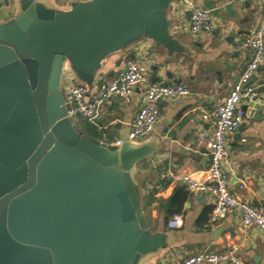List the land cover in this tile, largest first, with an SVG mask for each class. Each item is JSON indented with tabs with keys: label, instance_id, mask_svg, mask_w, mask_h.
<instances>
[{
	"label": "water",
	"instance_id": "water-1",
	"mask_svg": "<svg viewBox=\"0 0 264 264\" xmlns=\"http://www.w3.org/2000/svg\"><path fill=\"white\" fill-rule=\"evenodd\" d=\"M18 1L0 21V264H136L167 244L143 215L140 157L125 142L88 139L62 79L69 66L91 87L106 57L141 38L183 53L167 16L176 0H87L69 11Z\"/></svg>",
	"mask_w": 264,
	"mask_h": 264
},
{
	"label": "crops",
	"instance_id": "crops-1",
	"mask_svg": "<svg viewBox=\"0 0 264 264\" xmlns=\"http://www.w3.org/2000/svg\"><path fill=\"white\" fill-rule=\"evenodd\" d=\"M37 1L57 11H69L75 3L72 0ZM193 6L211 11L212 32L193 35L184 29ZM19 9L18 0H8L0 8V21L12 18ZM167 16L173 22L174 38L185 48L183 53L172 54L153 40L141 38L106 57L92 77L91 87L77 72L66 67L63 90L71 85H86L87 100H91L97 84L123 72L128 60L147 66L149 84L176 82L190 90L188 96L160 104V118L153 131L143 138L129 140L128 135L141 105L144 84L135 87L129 102L105 101L95 117L87 120L93 127L91 141L117 147L115 142L122 140L140 157L132 177L143 215L150 232L165 236L167 244L157 253L141 257L136 264H181L187 257L203 251L220 252L231 247L237 248L236 256L242 264H264V234L255 227L244 230L240 215L235 212L224 220L213 221L211 201L204 194L188 191L180 213L183 222L178 229H169L165 203L183 185L177 179L166 182L159 179L163 171L174 176L189 173L201 179L208 168L209 149L199 136L210 135L211 124L207 118L239 81L250 60L249 51L240 45L258 26L260 6L240 0H176ZM251 83L259 93L256 100L260 106L258 110L248 107L243 126L227 137L225 170L230 178L231 194L264 211V59L253 72ZM253 113L258 117H253ZM239 186L243 189L239 190Z\"/></svg>",
	"mask_w": 264,
	"mask_h": 264
},
{
	"label": "built area",
	"instance_id": "built-area-1",
	"mask_svg": "<svg viewBox=\"0 0 264 264\" xmlns=\"http://www.w3.org/2000/svg\"><path fill=\"white\" fill-rule=\"evenodd\" d=\"M8 0H0L4 5ZM75 3L85 0H72ZM257 3L260 6V22L252 33L242 42L241 49L250 53L244 72L239 81L229 90L226 98L217 109L207 118L211 124L209 136L200 135L199 140L206 143L209 149V166L203 172L201 179L193 174L174 176L169 172H161L159 179L166 182L177 179L187 191L208 196L212 205L211 218L213 221L224 220L226 216L235 212L240 215L244 230L257 228L264 234V211L253 207L230 192L229 175L225 170L227 137L237 132L245 123L247 113L242 106L255 101L259 93L251 83L253 72L262 64L264 59V0H240ZM213 20L211 11L200 6L190 9V18L184 28L195 35L200 32H212ZM148 68L134 60L126 62L125 70L115 78L100 81L91 100H87L86 85H71L63 90V98L68 115L74 120L82 117L91 120L97 114L100 105L110 99L129 102L135 87L144 84L141 105L136 111L130 126L129 140H136L148 136L160 118V104L168 99L188 96L190 90L179 83H147ZM122 140L115 142L116 146ZM243 186H239L242 190ZM183 222L181 214H174L167 222L171 230L178 229ZM237 248L231 247L226 251L201 253L187 257L181 264H242L236 256Z\"/></svg>",
	"mask_w": 264,
	"mask_h": 264
},
{
	"label": "trees",
	"instance_id": "trees-1",
	"mask_svg": "<svg viewBox=\"0 0 264 264\" xmlns=\"http://www.w3.org/2000/svg\"><path fill=\"white\" fill-rule=\"evenodd\" d=\"M80 131L87 137L92 138L93 127L85 119L78 118L75 120ZM188 191L184 186L178 187L173 195L165 203L166 215L170 219L174 214H180L185 201L188 199ZM167 220V222L169 221Z\"/></svg>",
	"mask_w": 264,
	"mask_h": 264
}]
</instances>
